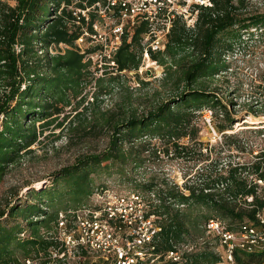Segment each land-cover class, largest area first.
Wrapping results in <instances>:
<instances>
[{
  "label": "trees",
  "instance_id": "obj_1",
  "mask_svg": "<svg viewBox=\"0 0 264 264\" xmlns=\"http://www.w3.org/2000/svg\"><path fill=\"white\" fill-rule=\"evenodd\" d=\"M13 1L11 6L8 0H0V182L11 169L24 163V158L34 152L31 147L40 143L43 130L55 122L60 130L70 119L66 124L67 144L73 148L94 132L107 137L103 150L77 154L72 164L55 171L50 186L38 191L26 183L24 204L17 202L18 189L9 188L0 205V264H51L50 249H59L54 250L57 254L64 251L48 234L51 224L55 228L60 213L85 204L94 189L91 175L100 167L130 164L136 170L158 153L183 158L188 147L179 142L193 139L192 119L201 110L211 113L213 130L224 143L233 139L224 132L232 131L236 123V104L226 103L222 88L212 83L227 72L223 57L242 43V35L247 33L252 38V29L264 31V12L246 14L247 0H212L211 8H198L194 28L176 21L164 50L148 51L150 60L163 67L162 86L173 91L152 108H134L119 121L118 111L106 117L99 104L102 96L110 95L114 85L126 76L121 72L134 71L137 75L146 25L124 33L112 59L115 69L103 60L96 78L93 74L100 71L97 63L85 61L75 45L80 30L67 10L72 0ZM97 1L81 0L74 7L83 9ZM59 45L65 46L64 51L51 55L49 49ZM104 77H109L107 86ZM92 81L93 98L85 102L84 91ZM67 108L70 110L65 112ZM249 114L264 116V103L259 111L250 109ZM263 132L256 133L263 136ZM153 139L159 140L160 150L152 144ZM263 150L246 164H216L200 183L184 178L183 185L178 186L158 181L154 172L147 180L133 181L134 187L152 194L157 201L148 199L149 215L156 217L161 227L156 250L164 254L204 240L209 220L221 222L231 232L255 223L264 208V186L253 183V179L264 180ZM40 228L45 233H40ZM202 243L207 244L204 251L184 255L186 264L218 261L214 248L206 241ZM73 256L78 262L71 264H84L90 257L85 251ZM234 259L235 264H264V252L237 253ZM57 262L67 264L65 259Z\"/></svg>",
  "mask_w": 264,
  "mask_h": 264
},
{
  "label": "rangeland",
  "instance_id": "obj_2",
  "mask_svg": "<svg viewBox=\"0 0 264 264\" xmlns=\"http://www.w3.org/2000/svg\"><path fill=\"white\" fill-rule=\"evenodd\" d=\"M76 1L72 0V5ZM8 2L11 6L15 4L13 0H8ZM245 5L246 14L264 12V0H247ZM249 32H251L252 38L249 37V34L244 33L242 43L235 44L233 51L224 55L223 59L228 70L226 73L217 76L212 83V85L222 88L223 94L226 96V103L236 104L234 107L236 123L232 131L224 132L232 136L233 139L224 143L220 134L213 130L211 115L207 111H197L192 119L193 139H184L179 142L180 145L188 147V152L183 158H177L173 153H170L169 156L158 153L157 157H150L142 167L136 170L130 164L121 167L110 163L107 166L100 167L96 173L91 175L94 189L99 186H107L111 190L120 193L137 192L148 199L152 198L150 197L151 194L134 187L133 181L142 182L147 180L153 172L157 175L158 181L167 180L170 183L182 186L186 179L190 182H196V180H200L197 181L199 183L202 182L203 175L207 174L216 164L226 166L228 164H246L253 161L254 152L258 153L259 149L264 148V135L256 133L264 130V116L258 114L257 117H254L250 114L247 115V113L250 109L259 111L260 106L264 103V31L260 33V31L252 29ZM141 42L143 44V39ZM64 49V45L52 46L49 53L54 55L58 51H64ZM150 62L151 65H149ZM94 69H91V71H94ZM136 73L137 75L134 71L124 73L126 76L114 85L112 93L108 96H102L99 105L100 110L106 112L104 113L106 117L110 115L111 111H118L121 114L120 121L128 114H132V109L140 108V111L142 108H152L155 103L165 99L173 91L169 90V86H162L160 80L164 75L163 67L152 60L147 63V60L142 57L140 67ZM100 74L101 72L98 71L93 76L97 78ZM137 76L145 85L138 83ZM108 78H103L105 86L108 84ZM92 86L93 81L86 86L84 94L87 93V99L85 102H91L93 98ZM85 105L86 103H84ZM69 110L70 108H67L65 112ZM248 118L255 119L256 124H249L246 121ZM206 119H209L210 124L207 123ZM68 121L64 123L60 130L56 128L57 122L45 128L39 138L40 143L31 147L34 152L24 158V163L21 166L11 169L1 180L0 205L5 202L9 194V188L18 189L17 202L24 204L26 201L27 188L24 187L26 183H30L29 188L39 191L45 186H50L52 174L60 168L72 164L77 154L98 152L105 148L107 137L97 132L92 133L89 138L75 148L68 145V132L66 131ZM89 122H92V120ZM40 124L36 123L38 131L42 130ZM151 142L159 150L161 149L159 140L153 139ZM126 146L127 144L124 145V147ZM251 150L254 152L251 153ZM39 230L40 233H45L44 229L40 228ZM48 234L51 237L56 235V230L52 224ZM203 237L204 240H196L193 245L178 246L181 248L180 252H183L184 255L202 252L204 251L202 248L207 245L206 243L204 245L203 241L208 242L211 248H218L217 242L212 237L207 236L206 233ZM65 261L67 264H71L74 261L78 262V259L70 253L66 255ZM92 261L93 258L89 257L84 264H91ZM34 262L36 263V261Z\"/></svg>",
  "mask_w": 264,
  "mask_h": 264
},
{
  "label": "built area",
  "instance_id": "obj_3",
  "mask_svg": "<svg viewBox=\"0 0 264 264\" xmlns=\"http://www.w3.org/2000/svg\"><path fill=\"white\" fill-rule=\"evenodd\" d=\"M80 1L67 8L80 30L75 45L85 61L97 63L100 72L103 60H107L111 70L115 69L112 59L125 32L130 33L142 23L146 25L142 57L150 60L148 51L164 50L176 21L192 29L198 8H211L213 4L212 0H99L83 9L73 7ZM206 121L210 124L209 119ZM253 183L264 186V180L253 179ZM150 197L155 200L152 194ZM148 199L137 192L120 193L107 186L96 187L85 204L59 214L56 235L51 239L64 251L57 254L54 250L59 249H52L51 264L80 251L93 258L91 264H186L180 247L164 254L156 250L155 240L161 227L157 218L149 215ZM251 200L247 198L248 202ZM205 233L216 240L220 249L213 250L218 257L214 264H235L237 253L264 252V208L256 215L255 223H246L237 232L227 231L217 220H209Z\"/></svg>",
  "mask_w": 264,
  "mask_h": 264
},
{
  "label": "bare ground",
  "instance_id": "obj_4",
  "mask_svg": "<svg viewBox=\"0 0 264 264\" xmlns=\"http://www.w3.org/2000/svg\"><path fill=\"white\" fill-rule=\"evenodd\" d=\"M148 61H151V60H147V63H148ZM149 65H151V62L149 63ZM249 124H251V125H255L256 124V122H255V119H252V118H248V120H246Z\"/></svg>",
  "mask_w": 264,
  "mask_h": 264
}]
</instances>
